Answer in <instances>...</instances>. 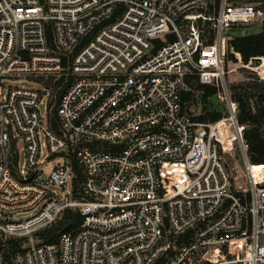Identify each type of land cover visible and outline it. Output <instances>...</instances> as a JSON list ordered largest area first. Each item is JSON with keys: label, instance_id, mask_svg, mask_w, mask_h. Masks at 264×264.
Masks as SVG:
<instances>
[{"label": "built area", "instance_id": "built-area-1", "mask_svg": "<svg viewBox=\"0 0 264 264\" xmlns=\"http://www.w3.org/2000/svg\"><path fill=\"white\" fill-rule=\"evenodd\" d=\"M255 22L264 0H0V236L28 238L10 264H264V163L226 67L230 28ZM234 64L264 102V56ZM189 75L220 119L183 101ZM66 210L77 228L35 238Z\"/></svg>", "mask_w": 264, "mask_h": 264}, {"label": "trees", "instance_id": "trees-1", "mask_svg": "<svg viewBox=\"0 0 264 264\" xmlns=\"http://www.w3.org/2000/svg\"><path fill=\"white\" fill-rule=\"evenodd\" d=\"M207 27V31H210V27ZM232 40L231 44L242 54L244 59L264 56V29L260 33L232 37ZM185 81L189 89L183 90V101H191L195 98L197 91L201 92L203 113L199 115L198 119L203 121L220 119L221 113L217 110L214 102L216 88L200 83L198 77L194 75L186 76ZM260 89H262V83L259 82L246 84L244 87L239 85L232 87L233 96L239 104V120L246 126L245 139L249 145L250 158L255 164L264 163V141L260 137V125L264 119V102ZM81 222L82 215L78 210H66L55 224L38 230L35 233V238L43 243H54L63 233L77 228ZM27 241L28 238L24 236L8 239L0 236V255L6 252H11L13 255L22 249ZM11 257H6L8 264H10Z\"/></svg>", "mask_w": 264, "mask_h": 264}, {"label": "rangeland", "instance_id": "rangeland-1", "mask_svg": "<svg viewBox=\"0 0 264 264\" xmlns=\"http://www.w3.org/2000/svg\"><path fill=\"white\" fill-rule=\"evenodd\" d=\"M263 25L260 22H255V23H248V24H241V25H237L231 28V32L229 30V41H230V46H231V67H235V62L238 61V57H242V54L237 51V49L235 48V46H233L232 41V37H236L239 35H247V34H251V33H260L263 30ZM243 58V57H242ZM243 61L247 62L248 59H244ZM240 72H247L250 70H247L245 68H242V70H239ZM238 79V80H237ZM5 84L7 86H18V87H22V88H34L36 87L34 85V83H32L30 80L26 79V78H17V77H10V78H6L5 79ZM230 82L232 87L235 85H239L244 87L246 84H254V83H258V81L256 80V78L252 75V74H248L245 77L243 76H239L238 78H235V75H231L230 76ZM188 88V85H187ZM260 91H262V89H260ZM259 91V92H260ZM233 92V91H232ZM200 94H198V97L193 98L190 101L189 107L190 109L197 114H202L203 113V103L201 101V98L199 97ZM48 95H45L43 97L42 103H41V111L42 113H45L47 111V107L46 104L48 103ZM40 143H41V152H42V158H47L49 155L48 152V148L46 145V139L44 135L40 136ZM231 144L232 146L236 147V151L239 155V150H238V144L236 143V141L231 140ZM240 156V155H239ZM229 160L232 161V158L229 157ZM66 162V160L64 159H52L51 160V164L49 165L50 168L56 166L57 164L60 163H64ZM233 164V163H232ZM25 166V159L24 156L21 155V160H20V167L24 168ZM50 189H52L53 191H56L58 194L63 195V190L61 188H59L58 186H50ZM40 207L31 211H25V212H19L15 215H13V220H18V219H22V220H26L32 216H34L35 214H37L40 211ZM6 255V256H5ZM12 253L11 252H6L5 254H1L0 255V264H8V258L6 257H11ZM232 256V255H231ZM235 258L234 256L231 258H227L229 259H233Z\"/></svg>", "mask_w": 264, "mask_h": 264}, {"label": "bare ground", "instance_id": "bare-ground-1", "mask_svg": "<svg viewBox=\"0 0 264 264\" xmlns=\"http://www.w3.org/2000/svg\"><path fill=\"white\" fill-rule=\"evenodd\" d=\"M224 40H225V39H224ZM224 44L226 45V41H224ZM226 67H227V69H228V71H229V77H230L231 75H235V78H238V77H239V74L237 73V71L234 70L233 67H231L229 58H228V60H227V62H226ZM261 69L264 71V67H262ZM237 80H238V79H237ZM212 259L215 260L216 257H213Z\"/></svg>", "mask_w": 264, "mask_h": 264}]
</instances>
